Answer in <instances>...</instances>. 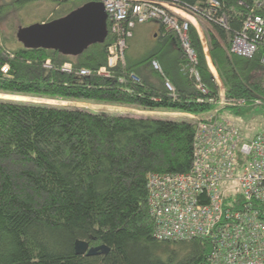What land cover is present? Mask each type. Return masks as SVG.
I'll use <instances>...</instances> for the list:
<instances>
[{
	"label": "trees",
	"instance_id": "obj_1",
	"mask_svg": "<svg viewBox=\"0 0 264 264\" xmlns=\"http://www.w3.org/2000/svg\"><path fill=\"white\" fill-rule=\"evenodd\" d=\"M29 1L0 2L1 93L199 115L211 110V103L198 100L218 97L220 87L193 25L191 43L198 54L201 82L209 91L206 95L196 87L177 34L166 29L168 37L160 46L137 57L127 52L125 63L109 68L110 76L100 73L108 66L109 48L116 38L109 23L105 42L76 56L25 48L17 39L23 26L17 21ZM55 1L68 4L52 19L99 0ZM169 1L186 8L207 3ZM220 1L228 28L197 19L209 24L204 31L208 53L232 102L225 106L244 114L264 106V42L251 58L231 52V44L248 15L264 17V0ZM157 59L162 68L153 66ZM66 63L71 71L63 70ZM83 69L91 73L83 75ZM167 80L174 93L165 87ZM20 96L14 97L25 98ZM195 126L185 119L0 98V264H204L212 241L155 236L147 188L150 173L190 171ZM79 239L110 249L95 256L78 255Z\"/></svg>",
	"mask_w": 264,
	"mask_h": 264
},
{
	"label": "built area",
	"instance_id": "obj_2",
	"mask_svg": "<svg viewBox=\"0 0 264 264\" xmlns=\"http://www.w3.org/2000/svg\"><path fill=\"white\" fill-rule=\"evenodd\" d=\"M109 14L110 30L115 42L110 45L108 66L100 73L110 76V67L126 61L130 39L138 25L157 21L169 32H175L191 65L196 87L209 93L196 68L198 54L191 43L193 25L202 37V17L228 28V19L220 14L221 1L207 0L204 7H182L169 0H99ZM203 39V38H202ZM205 53L208 44L205 40ZM264 42V17L248 15L242 30L232 39L231 52L251 58ZM209 62V57H208ZM264 65V55L261 58ZM220 87L218 97L199 98L212 104L210 111L200 113L195 123L194 159L184 173L148 174L149 207L156 221L155 236L161 240L212 241L213 247L204 264H264V127L246 136L239 127L222 116L228 100L221 77L212 62L208 63ZM46 66L50 67V61ZM153 66L160 68L157 62ZM66 63L63 70L71 71ZM8 71V66L3 67ZM91 71L83 69L81 74ZM165 87L176 89L167 80Z\"/></svg>",
	"mask_w": 264,
	"mask_h": 264
},
{
	"label": "water",
	"instance_id": "obj_3",
	"mask_svg": "<svg viewBox=\"0 0 264 264\" xmlns=\"http://www.w3.org/2000/svg\"><path fill=\"white\" fill-rule=\"evenodd\" d=\"M109 14L101 1L86 2L61 18L30 26H19L17 39L25 48L58 50L63 55L76 56L90 46L105 42L109 34ZM78 255L106 253L108 245L91 247L87 240L75 243Z\"/></svg>",
	"mask_w": 264,
	"mask_h": 264
},
{
	"label": "rangeland",
	"instance_id": "obj_4",
	"mask_svg": "<svg viewBox=\"0 0 264 264\" xmlns=\"http://www.w3.org/2000/svg\"><path fill=\"white\" fill-rule=\"evenodd\" d=\"M7 1H15V0H0V2H7ZM73 1V0H70ZM80 1V0H75ZM66 4H60L59 2L55 0H32L29 1L27 4L21 8V11L18 12V25L23 24V26H30L31 24L41 23L43 20H52L56 14L62 12ZM187 16V19L192 20V22L197 23L199 22L201 24L202 31H206L209 27L208 22L205 20H195L192 15L185 14ZM202 21V23L200 22ZM22 22V23H21ZM198 24V23H197ZM200 26V25H199ZM207 32V31H206ZM135 33V32H134ZM205 35V34H204ZM135 36V35H134ZM134 36L129 41V47L127 52H129L131 48V41L134 38ZM137 36V35H136ZM135 36V38H136ZM134 38V39H135ZM147 39V38H146ZM141 40V39H140ZM20 44V43H19ZM142 45L141 41H138L135 45L138 46ZM126 52V53H127ZM209 57V62H212V59L210 57V53H208L207 60ZM127 59V58H126ZM208 62V63H209ZM213 63V62H212ZM215 66V65H214ZM216 68V67H215ZM218 73V72H217ZM14 96H20L16 94L7 95L0 92V98L5 99H14L19 101H28V102H37L42 104H52V105H62V106H72V107H83L87 109L94 110L95 112H109V113H115L119 115L123 114H129V115H137V116H151V117H159V118H170V119H185L190 120L192 122H197V119L200 118L198 114H192V113H185V112H176L172 110H160L156 109V111L153 110H147V109H140L135 106L130 107L126 105H118V104H108L103 102H93V101H81V100H64L61 98L52 99L47 96H28V95H22L25 98L18 99ZM20 96V97H22ZM222 116L224 118H227L230 122L234 123L239 129L242 130V132L248 136L251 137L256 134L259 130L264 127V106H256L251 111L245 112L244 114H236L234 110L228 109V107L222 108Z\"/></svg>",
	"mask_w": 264,
	"mask_h": 264
},
{
	"label": "crops",
	"instance_id": "obj_5",
	"mask_svg": "<svg viewBox=\"0 0 264 264\" xmlns=\"http://www.w3.org/2000/svg\"><path fill=\"white\" fill-rule=\"evenodd\" d=\"M199 25L201 28L202 26L200 23ZM134 32H135L134 33L135 36L136 35L137 36L136 38L134 36L135 39L134 38L132 39L131 44H130L132 49L128 53L130 54V56L132 55L135 57L142 55V53L153 51V49H155L156 46H160L159 43H162L167 39L166 36L168 35L167 31L164 28V25H162V23L157 22V21L142 23L141 25H138L136 27ZM201 39L202 41L205 40L204 31H202ZM138 41H141L142 45L138 44V46H136L135 44L138 43ZM156 61L157 63H159L158 59ZM158 65L160 66V68H162L160 63Z\"/></svg>",
	"mask_w": 264,
	"mask_h": 264
}]
</instances>
